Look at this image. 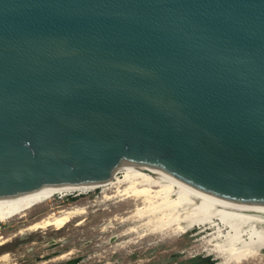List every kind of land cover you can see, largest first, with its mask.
<instances>
[{
	"label": "water",
	"instance_id": "obj_1",
	"mask_svg": "<svg viewBox=\"0 0 264 264\" xmlns=\"http://www.w3.org/2000/svg\"><path fill=\"white\" fill-rule=\"evenodd\" d=\"M129 163L264 200V0H0V204Z\"/></svg>",
	"mask_w": 264,
	"mask_h": 264
},
{
	"label": "bare ground",
	"instance_id": "obj_2",
	"mask_svg": "<svg viewBox=\"0 0 264 264\" xmlns=\"http://www.w3.org/2000/svg\"><path fill=\"white\" fill-rule=\"evenodd\" d=\"M95 189L101 190L104 201L117 198L119 202L132 203L122 218L123 222H129L123 235L173 237L195 229L200 240L209 246L207 250L215 256L217 264H244L262 256L264 200L197 196L159 172L145 171L132 163L91 187L46 190L0 204V225L15 219L21 221L23 224L16 229L17 235L48 228L59 231L86 213V207H61L58 211L50 207L42 214L32 215L33 212L51 203L56 196L81 195ZM76 222V225L82 224L80 220ZM8 241L2 238L0 231V247ZM69 254H59L58 259ZM9 256L8 252H2L0 261H6Z\"/></svg>",
	"mask_w": 264,
	"mask_h": 264
},
{
	"label": "rangeland",
	"instance_id": "obj_3",
	"mask_svg": "<svg viewBox=\"0 0 264 264\" xmlns=\"http://www.w3.org/2000/svg\"><path fill=\"white\" fill-rule=\"evenodd\" d=\"M74 206L86 207V213L59 231L48 228L17 235L21 221L1 224V236L9 239V243L0 247V254L8 252L10 256L0 264H217L195 229L173 237L123 235L129 222H123L122 218L132 203L119 202L117 198L104 201L100 189L56 196L32 215L45 213L50 207L58 211ZM79 220L82 224L76 225ZM67 252H70L67 257L58 259ZM244 264H264V250L261 257Z\"/></svg>",
	"mask_w": 264,
	"mask_h": 264
}]
</instances>
